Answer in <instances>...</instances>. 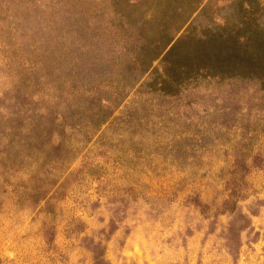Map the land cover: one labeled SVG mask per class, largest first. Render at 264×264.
Listing matches in <instances>:
<instances>
[{
    "label": "rangeland",
    "instance_id": "rangeland-1",
    "mask_svg": "<svg viewBox=\"0 0 264 264\" xmlns=\"http://www.w3.org/2000/svg\"><path fill=\"white\" fill-rule=\"evenodd\" d=\"M263 32L264 0H0V264H264Z\"/></svg>",
    "mask_w": 264,
    "mask_h": 264
},
{
    "label": "trees",
    "instance_id": "trees-1",
    "mask_svg": "<svg viewBox=\"0 0 264 264\" xmlns=\"http://www.w3.org/2000/svg\"><path fill=\"white\" fill-rule=\"evenodd\" d=\"M258 30H260L259 28H257ZM252 32V31H251ZM254 33V32H253ZM258 33V32H257ZM256 33V34H257ZM255 34V33H254ZM253 34V35H254ZM263 35H264V32H263ZM223 36L224 35H222V36H217V35H215L214 37H210L209 39H207L209 42L211 41V40H215V41H219V39L220 38H222L223 39ZM207 41V42H208ZM220 51L224 54V52L226 51V52H229L230 51V49H226V50H223V49H220ZM246 54H249L250 55V58L251 59H254V60H256V61H260V59H261V57L262 56H264V48H262V47H251V48H249V51H247V52H244V53H242V55H246ZM225 56V55H224ZM211 58V57H210ZM213 61H215V60H213ZM212 62V61H211ZM218 63H216V64H214V66H218L217 65ZM213 66V65H212ZM218 68H219V66H218ZM264 74V73H263ZM264 78V77H263Z\"/></svg>",
    "mask_w": 264,
    "mask_h": 264
}]
</instances>
